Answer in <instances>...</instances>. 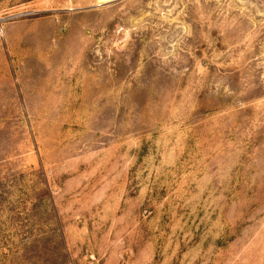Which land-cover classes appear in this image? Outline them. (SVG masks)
I'll return each mask as SVG.
<instances>
[{
  "label": "rangeland",
  "instance_id": "374dc122",
  "mask_svg": "<svg viewBox=\"0 0 264 264\" xmlns=\"http://www.w3.org/2000/svg\"><path fill=\"white\" fill-rule=\"evenodd\" d=\"M0 264H264V0H0Z\"/></svg>",
  "mask_w": 264,
  "mask_h": 264
}]
</instances>
